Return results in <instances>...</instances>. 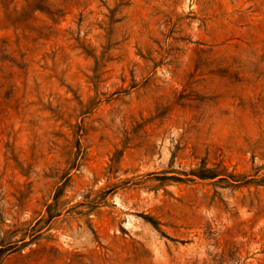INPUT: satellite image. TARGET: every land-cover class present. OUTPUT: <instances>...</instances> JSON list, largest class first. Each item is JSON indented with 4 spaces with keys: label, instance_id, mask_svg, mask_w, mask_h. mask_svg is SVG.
<instances>
[{
    "label": "rangeland",
    "instance_id": "374dc122",
    "mask_svg": "<svg viewBox=\"0 0 264 264\" xmlns=\"http://www.w3.org/2000/svg\"><path fill=\"white\" fill-rule=\"evenodd\" d=\"M0 264H264V0H0Z\"/></svg>",
    "mask_w": 264,
    "mask_h": 264
}]
</instances>
